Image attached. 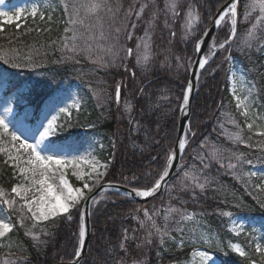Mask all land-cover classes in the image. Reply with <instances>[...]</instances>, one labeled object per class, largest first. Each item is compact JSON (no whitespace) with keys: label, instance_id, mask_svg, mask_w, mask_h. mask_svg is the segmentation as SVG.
<instances>
[{"label":"trees","instance_id":"1","mask_svg":"<svg viewBox=\"0 0 264 264\" xmlns=\"http://www.w3.org/2000/svg\"><path fill=\"white\" fill-rule=\"evenodd\" d=\"M13 1L9 0V3ZM31 1L37 3L44 19L29 18L19 28L3 26L4 31L0 32V45L4 51L18 50L9 55H18V62L23 65L17 69L0 61V84L6 86L4 97L10 100L22 97L26 92L21 103L36 104L41 108L45 100L75 88L80 109L75 122L72 121L70 128L59 137L60 143L68 148L82 149L97 141L102 145L100 153L111 160L104 183L120 184L129 189L151 187L159 179L175 143L179 106L195 57V43L216 11L228 0H182L177 8L179 15L175 17H170L165 10L164 0H107L113 6L122 5L115 19L105 11L100 12L108 39L99 38L101 29L97 19L90 16L85 19L84 26H75L79 33L75 41L64 39L72 36V32L64 31L66 27H72L68 24L69 13L73 4L88 0ZM247 2L249 0H240L238 4L237 37L233 40L231 59L224 58L228 52L217 51L200 74L188 146L174 178L158 198L144 205L114 193L104 195L92 210L91 240L83 264H134V261L181 264L197 249L217 252L221 264H264L263 257L255 250L256 241L262 235L254 229L237 237L229 232V220L236 217L259 223L264 228V191L257 186L264 184L262 176L243 174L264 171V135L247 130L229 85L231 65L236 64L245 74L259 107L264 110V26H258L255 38L250 41L251 47L243 45L247 30L259 15L257 9L249 21H245L244 5ZM144 3L147 7L137 19L135 13ZM65 4L68 5L67 12ZM130 6L133 14L126 18ZM190 11L197 17V24L184 38L180 21ZM133 23L135 29L131 27ZM88 25L94 27L89 29ZM148 25L152 35L151 59L145 68H141L126 57L124 50L134 48ZM117 27L122 29L119 34L115 33ZM230 27L227 19L212 42L215 40L218 45L224 41L230 34ZM126 32L132 33V39L126 38ZM117 35L118 39H115ZM65 42L67 48L63 46ZM113 44V53H118L115 66L93 63L94 60L111 61L113 55L107 49ZM73 45L76 52L70 51ZM117 84L121 86L118 106L114 99ZM126 103L130 106L128 115L122 111V104ZM88 127L93 129L87 130ZM237 134L240 140L236 139ZM214 149L221 151L224 167L212 158ZM241 154L243 158L253 160V164H239L234 157ZM229 158L237 164L236 169L227 166ZM201 160L210 166L203 169ZM184 172L201 177L207 175L212 182L201 191L191 180H184L189 187L182 190L180 181L184 179ZM16 183L13 170L0 155V188L5 193L0 197V203L13 225L12 232L0 240V264H6V261L7 264L72 261L79 247V214L72 209L71 220L67 219L69 214H65L35 223L25 209L21 211L18 199L12 209L2 203L3 199H12L11 188ZM170 208L194 214L214 237L213 247L199 244L195 238L180 233L177 226L180 215L169 212ZM145 210L158 227L168 228L164 245L159 243L152 220L144 216ZM225 212L231 216L223 215ZM125 230L128 239H125ZM149 232L153 233L152 244L143 243ZM121 243L126 251L119 247ZM236 243L245 251L244 257L229 250L228 245Z\"/></svg>","mask_w":264,"mask_h":264},{"label":"snow or ice","instance_id":"2","mask_svg":"<svg viewBox=\"0 0 264 264\" xmlns=\"http://www.w3.org/2000/svg\"><path fill=\"white\" fill-rule=\"evenodd\" d=\"M5 3V0H0V6ZM240 0H229L227 6L219 13L218 18L214 20V24L219 27L222 21H225L228 18L230 22V29L229 35L227 38L220 42L218 45L215 43L210 46L209 56L215 55V49L218 47L222 51H226L229 55L225 56L226 60L231 59V48L233 44L234 38L237 37V8ZM179 4V0H172L171 4H166V7H169L170 10L173 12V15H178L176 11ZM147 5H141L139 11L135 13L136 18L139 19L141 14L143 13L144 9ZM245 12H244V19L245 21H249L252 17V13L255 12L257 9L259 10V15L255 17V23L252 24V27L247 30L246 35L243 40V45L247 47H251L250 41L255 38V33L258 26H264V0H249V2L245 3ZM122 5L116 4L113 6L112 4L108 3L107 0H88L86 3L80 4H73L72 10L69 13V20L68 24L72 25V27H66L65 32H72L71 37H65V41L71 39L75 41L78 38V31L76 29V25H85V19L90 16H95L98 22V25L101 29L99 33V38L102 40H107L108 36L105 35L103 31V18L100 16L101 11H105L106 13L110 14L111 19H115L116 15L121 11ZM83 10L84 16L81 17V11ZM65 11H68V5L65 4ZM23 9L17 10L14 14H9L7 11L0 10V32L4 31L3 25L4 24H16V27L19 28L20 24L17 23L18 20L23 18ZM133 14V7L130 6L126 10V18L131 17ZM30 16L35 18L37 15L40 16V19H44V14L39 12L38 8L34 7L31 12L29 13ZM189 16V26L191 25V11L188 13ZM89 29L94 27L93 25L87 26ZM133 29H135L136 25L133 23L131 25ZM122 31L121 28H115V33L119 34ZM147 36V31L145 33ZM174 35V33H173ZM207 35V32L204 33ZM95 39V37L93 36ZM126 38L132 39V33L126 32ZM115 39H118V35ZM203 41L198 40L195 43V51L199 52L201 50V45ZM65 48L68 47V44L65 42L63 45ZM115 45L113 44L110 46L107 51L113 55V59L107 63L94 60L93 63H101L102 66H115L116 58H118V53H113V48ZM145 48H147V44H145ZM140 44L136 45L137 51V64L146 62L148 60L147 53H139ZM18 50L9 49V52L6 53L4 51L3 45H0V61H3L5 64H10L12 68H21L23 65L19 63L20 57L17 56H10L9 53L16 52ZM70 51L76 52L77 48L75 45L70 49ZM125 51L126 57H130L134 53L133 48H127ZM209 56H204L197 61L198 67L200 69H204L205 65L208 63ZM195 75V74H194ZM238 79L234 76L233 77V95L237 100V108H243V112L241 113L245 117L250 116L249 109L254 103L253 100L250 99L251 97V89H248V95L241 100V97L237 95V88L236 84L238 83ZM192 83L189 82L186 90L183 93V103L179 106L180 111L187 115L189 100H190V93L192 91ZM120 85L117 84L115 89V99L117 103L120 101ZM245 101H248L245 103ZM76 106V105H74ZM78 107V106H77ZM127 107V105H126ZM14 109L11 103L8 104L4 108V114L0 115V154H5L7 156V160L5 163H8L10 167L13 169V176H19L21 178V182L16 183L11 188V193L14 194L12 199H3L2 203L6 205L9 209L13 208V205L16 203V198L18 197L22 204L20 205L21 211L23 209H27L28 213H31V219L34 221H48L50 218H55L63 214H69L72 209H75L76 212L79 214V247L75 252V256L79 258L81 256V252L84 248L85 244V237L87 234V221L86 217L91 215V213L85 207L87 205V201L91 200L93 204H95L96 198L86 196L83 189H88L91 192V187L86 182L83 185V189L81 188H73L69 183V180L66 178L65 169L68 166H73L74 168H79V163L75 162L74 160H69L62 155L52 152L51 145L52 141L49 140V137L54 136L58 128L63 130L62 125H58L57 121L59 116H53L51 120H48L47 125L44 126L43 124L40 127L43 128V131H40L39 128L36 129L35 132H32V138L34 139V143H29L28 138L25 137L21 139L20 135H17L15 131H11L9 129V119L8 117L12 115ZM59 113L65 114L66 116H71L68 108L62 107L59 109ZM47 119V117H45ZM254 123V121H253ZM253 123H248L247 127L249 130L253 128ZM191 131V121L188 122V132H185L182 137L177 138V146L176 148L167 156L166 163L163 167L162 172L159 173V179H156L155 182L151 187H144V188H132L131 191H126L124 193L125 196L131 197L133 195L137 197H152L154 196L164 185L166 179L169 177L170 172L173 168V163L177 157L180 155V158H183V154L185 149L188 145L187 136ZM38 135V138H37ZM194 136L195 133H192ZM258 135H264V132L258 133ZM237 140H240L239 134L236 136ZM7 145V146H6ZM250 146V145H246ZM203 147V145H202ZM42 153H45L42 155ZM50 153V154H49ZM212 158L216 159L217 162H220L221 167H224L222 162L223 156L219 149H214L212 152ZM235 160L239 164H248L252 165L253 160L243 158V155H237L234 157ZM155 159V158H154ZM203 165V169H207L210 165L209 163H205L203 160L200 161ZM231 169H236L237 164L231 162V158H229V163L227 165ZM107 164H99L98 162L91 163V170L92 172L97 174V177L102 178L105 173L100 172V168L107 169ZM203 169L200 171L203 172ZM74 175L77 176V179H83L84 175H88L89 179H92L91 173L84 174V173H77L74 172ZM249 177H255L257 174L255 172H248L243 173ZM58 178V184L55 181ZM203 179L201 183L200 180ZM184 180H191L193 182L194 187L199 188L201 191L204 190L205 186L210 184L211 178L207 175H190L188 172H184V179L180 181L181 189L187 190L189 185L184 183ZM100 180L97 179L96 183L99 184ZM261 191H264V184L257 185ZM116 192H119V188L115 189ZM33 193L31 199L28 198L29 193ZM5 195L4 190L0 188V197ZM83 201V203H82ZM169 212H176L178 213L182 219H193L194 214H185L179 209L170 208ZM226 216H231V213L225 212L222 213ZM144 216L148 220H152V228L155 230V234L159 236V243L160 245H164L165 243V236L169 235V230L167 227L161 229L156 225L155 220H153L152 216H149L147 210L144 211ZM67 219L71 220L72 215H67ZM165 219H168V215H165ZM143 221L141 222L143 226ZM21 225L23 226V220H21ZM234 228L237 226L234 225ZM13 230V225L10 222H5V219L0 218V238L6 237V235ZM183 231V229H181ZM127 230H125V239H128ZM27 234V233H26ZM153 233L149 232L148 236L145 238L143 243L152 244V237ZM237 235H240V229L237 228ZM171 239V237L169 236ZM36 239V237H33ZM204 245L208 247H213V245L207 240L204 239ZM180 244H183V240L181 239ZM140 247L141 245H137ZM120 248L125 249V245L121 243L119 245ZM233 250L238 253L241 257L246 255L245 251L239 246H233ZM256 252L260 253L264 256V247L257 246ZM195 256L199 257L198 264H211L212 256L209 255L208 251H197L194 253ZM7 264V261H6ZM75 264H79V260L77 259ZM134 264H143V262L134 261Z\"/></svg>","mask_w":264,"mask_h":264},{"label":"rangeland","instance_id":"3","mask_svg":"<svg viewBox=\"0 0 264 264\" xmlns=\"http://www.w3.org/2000/svg\"><path fill=\"white\" fill-rule=\"evenodd\" d=\"M181 1L182 0H179V2H181ZM171 2H172V0H164L163 1L165 10H167L170 17H175L176 15H173V12L170 10V8L166 7V4L170 5ZM34 7L38 8V10H39L38 5L35 2H32L31 0H16L12 4H9L8 0H5V3L2 6H0V10L7 11V12H9V14H14L17 10L23 9L24 10L23 18L17 21V23H19L20 26H22L23 23L26 21V19L33 18L32 16L29 15V13L31 12V10ZM176 11H177V9H176ZM188 13L189 12L185 13L182 21H180V31H181L184 38H186L188 36V34H190L192 32L195 23H197V18L195 19V17L192 15L191 25L189 26ZM37 16H39V15H37ZM4 25H16V24H4ZM146 31H147V36L145 35ZM146 31H145L144 36L142 38L137 39L136 44L133 48L134 53L131 56V59H133V63L137 66L144 65L145 63L149 62L150 58H151L150 25L147 26ZM137 44H140L139 53L143 54L146 52L148 55V60L146 62H143L140 64H137V51H136V45ZM145 44H147V48H145ZM231 67H232V69H231V73H230V77H229V85H230L231 94L233 95V77L235 76L239 81L236 84L237 95H239L241 97V100H244V98L248 95V89H251L250 84H249L245 74L243 73V71L241 70V68L239 66H237L236 64H232ZM4 92H5V85L0 84V115L4 114V108L6 106H8L9 103H11V105L14 109V112L12 115H10L8 117V119L10 121V123H9L10 132L15 131L17 135L21 136V139H24L25 137H27L29 143H34V139L32 138V132H35L37 128H39L40 131H43V128L40 127V125L43 124L44 126H46L48 120H51L53 116H59L57 124L64 126L63 130H61L60 128L58 129L59 133L62 134L63 132H65V127L67 125V119L66 118H69V116H66L65 114L59 113V109L62 107H66V108H68L71 115H73L79 109V105H80L77 94H76V89L74 88V89H70V90L62 93L59 97L53 99L48 105L43 107V109L41 110V112L37 116L35 115V113L31 107L24 108L22 110V112L18 115L16 107H15L16 106L15 101L17 100L16 102H19V100L17 98H14L13 100H9V101L5 100L4 96H3ZM233 97H234V95H233ZM250 99L253 100L254 103H252V106L249 109V111H250L249 117H245L241 114L244 110L243 108H238V110H239L240 114L245 118L246 127H247L248 123H253V121H254L253 128L250 131H254L257 133L264 132V110L259 107L252 89H251ZM234 100L237 104V100L235 97H234ZM247 102L248 101H245V103H247ZM74 105H76V106H74ZM126 105H127V107H126ZM122 111L125 113V115L129 114L130 106L128 103L122 104ZM45 117H47V119H45ZM75 119H76V116L72 117L71 121H73V123H74ZM56 135H57V133L54 136H56ZM54 136L49 137V140L52 141L51 151L58 153V154L62 155L63 157H65L69 160H74L75 162L79 163V168H74L73 166L70 165V166L66 167V169H65L66 178L69 180V183L71 184V186L74 189L75 188L83 189L84 183L87 182L89 184V186L91 187V189H92L91 192H92L95 188H97L101 184L105 175L102 178L97 177V174L92 172V170H91V163L98 162L99 164H107L108 165L107 157L106 156L102 157V155L99 156L96 153V149L94 148V146H85L83 149L65 148V147L61 146L60 144L53 141ZM37 138H38V135H37ZM113 142L114 141L112 138L111 143H113ZM99 149L102 150L101 147H99ZM43 154H45V153H42V155ZM0 155H2V157L5 159V161L7 160V156L5 154H0ZM6 164L9 166L8 163H6ZM10 168L12 169V167H10ZM107 170H108V167L106 170L104 168L99 169L100 172H104L105 174H106ZM74 172L84 173V174L91 173L93 178L89 179L88 175H84L83 179H77V176L73 174ZM253 172H255L257 175L260 174L262 176V179H263L262 182L264 183V171L263 172L262 171H253ZM97 179L100 180L99 184L96 183ZM16 180H17V183L21 182V178L19 176H16ZM55 183L58 184V178L55 181ZM83 190H84L86 196H88V194L91 193L88 191V189H83ZM32 195H33V193L30 192L28 194V198L31 199ZM17 199H19V198L17 197ZM20 202L22 204V201H20ZM25 210H27V209H25ZM28 214L31 215V213H28ZM0 218L5 219V222H10L8 215H7L6 208L3 205H1V203H0ZM52 219H54V218H50L49 220H52ZM36 222L43 223L45 221H36ZM234 225L240 229V235L247 233L248 230L254 229L257 234L262 235V238L259 239V242L256 241V246L264 245V228H263V225H260L259 223H249L246 220H244L243 218H238V217L231 218L229 220V230L233 235H236V236H240V235H237V228H234ZM177 226H178L180 233H182L184 235L186 234L187 237L195 238L196 242L199 244L200 243L204 244L203 243L204 239H207L210 243H211V241L214 240V237L210 236V234L204 229L201 221L198 218L196 219L195 216L193 217V219H182L181 216H179V218L177 220ZM181 229H183V231H181ZM1 239H3V238H0V240ZM262 241H263V244H262ZM236 245H238V244H229L228 248L231 251H233L234 253H236L233 250V246H236ZM197 251H203V250L197 249L195 252H197ZM194 253L191 255L189 260H187L181 264H198L199 257L195 256ZM236 254H238V253H236ZM209 255H211L213 258L211 261V264H221L220 260L218 259V257L216 255L211 254V253H209Z\"/></svg>","mask_w":264,"mask_h":264},{"label":"water","instance_id":"4","mask_svg":"<svg viewBox=\"0 0 264 264\" xmlns=\"http://www.w3.org/2000/svg\"><path fill=\"white\" fill-rule=\"evenodd\" d=\"M228 3H229V1L222 8H220L216 12V14L214 15L209 27L205 31V32H207V35L203 34L202 38L200 39V40L203 41V43L201 45V50L199 52L196 51V57H195L194 62L192 64V67H191V70H190V74H189L188 83H187V86H188L189 82H191L192 85H193L192 91L190 93V100H189L187 115H185L181 111L179 113L178 129H177V135H176V140H175V144H174L173 150L177 146V138L178 137H182L184 135V133L188 131V122L190 121V118H191L193 101H194L196 93H197V84H198L199 74H200V72L202 70V69H200L198 67L197 61L205 56L207 47H208V45L210 43V40L212 39L213 35L215 34V32L218 29V27L214 24V20L216 18H218L219 13L227 6ZM187 86H186V88H187ZM181 160L182 159L180 158V155L178 154L176 159H175V161H174V163H173V168H172V170L170 172V175L166 179V182L161 187V189L152 197L145 198V197H137L135 195H133L131 197L125 196L124 193L126 191H131V190H129V189L125 188V187H122L120 185H116V184H103L100 187H98L94 192H92L89 195V197H95L97 199L99 196L103 195L104 193L114 192V193H118V194L128 198L132 202H135V203H138V204L148 203V202L154 200L155 198H157L163 192V190L168 186V184L170 183V181L174 177V175H175V173H176V171H177V169H178V167L180 165ZM116 188H119V192L115 191ZM92 205H93L92 201L88 200L87 201V205L85 206L90 213H91ZM90 219H91V215L86 217L87 234H86V237H85V244H84V248H83V250L81 252V256L79 258L76 257L72 262H70L68 264H75L77 259L79 260V264H83V262H84V260L86 258V255H87V252H88V248H89V243H90V237H91V223H90Z\"/></svg>","mask_w":264,"mask_h":264}]
</instances>
